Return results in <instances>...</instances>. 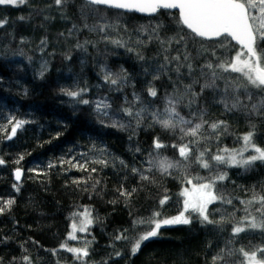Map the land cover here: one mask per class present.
<instances>
[{"label":"trees","instance_id":"1","mask_svg":"<svg viewBox=\"0 0 264 264\" xmlns=\"http://www.w3.org/2000/svg\"><path fill=\"white\" fill-rule=\"evenodd\" d=\"M176 18L175 12L143 17L81 0H67L60 6L55 0L0 5V20L5 21L0 26V160L4 161L0 164V264H213L221 249L232 264L245 259L237 250L264 246L260 229L232 233L233 225L246 215L241 201H248L253 193L264 194V162L256 161L247 170L214 161L209 170L195 162L205 148L208 152L203 159L207 161L218 148L241 147L249 131L254 133V143L264 148V117L225 113L222 107L211 106L205 119L227 121V132L217 140L205 126L203 135L208 139L190 145L189 159L184 160L179 146L192 138L181 139L178 130H165L150 118L137 126L135 119L120 111L133 101V93L154 100L152 108L163 110L165 90L172 88L167 77L152 79L153 66L164 56L152 29L161 24V36L174 35L165 30H179ZM102 27L104 31L99 30ZM234 46L232 57L240 51ZM177 47L183 46L173 49ZM260 47L264 48V42ZM199 48L190 43V49ZM217 54L223 59L221 49ZM196 63H204V58ZM106 71L114 78L126 74V82H105ZM149 85L157 89L156 98L148 95ZM62 89L87 91L74 99ZM105 98L111 104L108 117L95 111V101ZM77 99L93 103L84 105ZM181 115L187 119L188 109H181ZM16 120L25 123L9 139ZM113 120L125 127L110 126ZM155 138L166 146L159 154L183 161L180 168L163 174L148 163L150 153L156 155ZM133 168L138 171L134 173ZM17 169L23 171L18 184L13 180ZM219 172H226L227 178L217 181L213 192L232 203L214 201L209 213L217 221L223 215L226 223L202 224L191 213L187 225H162L163 220L184 211L180 193L189 185L187 179L207 183ZM165 196L168 199L161 205ZM256 207L250 208L254 214ZM85 209L92 223L84 235L77 236L73 248L86 249L88 254L77 259V254L61 245L67 244L74 214ZM157 222L161 223L157 236L143 241L134 254L135 241ZM229 250L234 255H228ZM257 258L264 259L259 253Z\"/></svg>","mask_w":264,"mask_h":264},{"label":"snow or ice","instance_id":"2","mask_svg":"<svg viewBox=\"0 0 264 264\" xmlns=\"http://www.w3.org/2000/svg\"><path fill=\"white\" fill-rule=\"evenodd\" d=\"M67 0H55V4L60 6ZM26 3V0H0V5L18 6ZM86 5L106 6L114 9L134 10L141 13L154 14L159 10L178 9L179 16L176 18L177 29H168L174 35L161 36L160 29L164 26L157 24L152 29L155 33L154 39L160 45V51L164 54L163 61L157 62L153 66L152 79L161 80L167 77L168 83L171 85L172 91L165 90L163 97V110L152 108L153 101H146L140 95L133 93V101L129 106L123 107L120 111L128 117L136 120L139 126L145 119L150 118L153 124H158L165 130L172 132L179 131L181 139L190 137L189 144L179 146L180 156L184 160L189 159L190 145H199L201 139H208L203 135L205 126L211 130L210 135H215L217 140L220 135L227 132L228 124L225 120H217L209 122L205 119L211 106L222 107L225 113H241L245 116L259 115L264 117V48L260 47L264 42V0H85ZM5 21L0 20V26ZM187 29V31H184ZM95 30V29H92ZM104 31V28H100ZM143 30V26H141ZM230 38V39H229ZM205 41H211L209 45H205ZM236 44L242 47V51L237 52L235 57L230 54V49L234 50ZM119 47L124 45L121 41H112ZM190 43L199 44V49H190ZM174 45H182V49ZM222 50L223 59L217 54V49ZM132 51L131 48L128 49ZM175 50L176 55H170ZM195 51V55L192 52ZM138 59L145 60L142 54H137ZM201 57L204 63L197 64ZM242 57H247L242 59ZM46 70V69H45ZM147 73L149 70L145 68ZM174 74V75H173ZM237 74V75H232ZM43 71L41 72V76ZM103 79L111 85H119L126 82V74H112L105 72ZM203 81V82H202ZM197 88L199 90L197 91ZM65 95L78 98L82 93L87 91L81 89L79 91L63 90ZM148 95L156 98L158 96L157 89L149 85ZM77 103L89 105L93 103L88 99H77ZM138 106V108H137ZM111 104L105 99L95 101V111L98 115L108 117V109ZM134 108L137 109L134 111ZM188 109V118L181 115V109ZM11 123V122H10ZM25 121L16 120L11 127V135L14 136L18 129L23 127ZM112 127L119 126L124 128L123 124L118 125L113 120L110 125ZM130 126V125H129ZM254 128L255 126L252 125ZM222 130V131H221ZM254 133L249 131L243 135V145L240 148L229 150L228 148H218L217 154L210 155L209 160H204L205 148L199 156H196V163L200 167L211 170L213 164L227 165L229 167H241L245 170L251 168L256 161L264 162V148L258 146L253 141ZM166 147L159 138L153 140V149L156 155L150 153L148 163L157 168L161 173L168 174L169 169H178L183 161H172L167 157H162L158 150ZM173 148L177 145L173 144ZM192 152L195 149H191ZM245 153H249L245 157ZM4 161L0 160V164ZM99 163H106L99 161ZM123 164V161H121ZM83 168V165H80ZM151 171V169H148ZM96 171V169H92ZM135 173L138 169L133 168ZM20 170L16 171V179H20ZM227 178L226 172H219L208 180L207 183H193L191 179L185 182L191 185V188L185 187L180 195L183 199L184 211L179 215L162 221L163 224H189L191 221L185 216V212L197 214L202 224L223 225L227 221L222 215L220 220L210 219L209 205L214 201H222L231 204L232 200L225 198L223 195H216L213 189L217 181H224ZM142 179H148L142 176ZM199 179V178H198ZM125 193H122L124 195ZM168 199L165 196L160 203L163 205ZM9 205L12 201L7 202ZM245 204V217L241 218L232 227L233 235L245 232L247 229H260L264 232V194L253 193L252 198L248 201H241ZM258 204L255 208V214L250 211L251 206ZM0 211H3L0 208ZM215 211H218L215 210ZM258 214V216L256 215ZM77 215V214H74ZM158 215V214H157ZM90 213L87 209L80 221L78 230L84 232L88 225L92 223L89 218ZM161 227V223H155L152 230L147 231L135 241L132 252L135 254L140 248L143 241H147L152 237H156L157 230ZM73 232L77 230V225H72ZM70 239H75L72 233L69 234ZM121 237H117L120 239ZM231 243V241H229ZM64 247V245H61ZM69 252L77 254V259L81 256H87L86 249L68 248ZM224 249H221L216 256L213 257V264L222 262L228 264L223 255ZM239 251L245 258L243 261H234L232 264H264V259H258L257 254L264 257V246L256 247L254 251H247L241 248ZM228 255H234L229 250ZM27 259V258H26Z\"/></svg>","mask_w":264,"mask_h":264},{"label":"rangeland","instance_id":"3","mask_svg":"<svg viewBox=\"0 0 264 264\" xmlns=\"http://www.w3.org/2000/svg\"><path fill=\"white\" fill-rule=\"evenodd\" d=\"M240 51H242V50H240ZM240 51H238V52H240ZM236 56V55H235ZM247 57H242V59H246ZM240 148V147H239ZM237 149V148H236ZM245 155V157H247V155H249V153H245L244 154ZM188 188H191V185H188L187 186ZM183 198V197H182ZM184 199V198H183ZM84 212L85 211H83V212H79L78 214H77V216H76V218L73 220V222H71L70 223V228H69V233H68V235H67V244L64 246V248H66V249H68V248H73V244L77 241V236H79V235H84L86 232H87V230H88V228H89V226L90 225H88V227H87V230L86 231H84V232H80L79 230H78V228H79V224H80V221L83 219V214H84ZM189 214H191V212H185V216L186 217H189ZM73 224H76L77 225V230L75 231V232H73V229H72V225ZM162 225H165V224H162ZM168 225V224H167ZM70 233H72V235H74L75 236V239H70L69 238V234Z\"/></svg>","mask_w":264,"mask_h":264},{"label":"water","instance_id":"4","mask_svg":"<svg viewBox=\"0 0 264 264\" xmlns=\"http://www.w3.org/2000/svg\"><path fill=\"white\" fill-rule=\"evenodd\" d=\"M83 2H85V0H81ZM95 6V5H94ZM98 7H102V8H105V9H110V10H115V11H119V12H123V13H129V14H136V15H139V16H143V17H153L155 16L159 11H168V12H175L178 14L179 16V10L178 9H172V10H159L157 13H154V14H148V13H141V12H137V11H134V10H124V9H114V8H109V7H106V6H98ZM230 39V38H229ZM234 45H236L240 50H243L242 47L238 44H236L235 41H231ZM17 171V170H16ZM16 171L13 173V180L15 183H20L23 179V171L20 170V179L17 180L16 179Z\"/></svg>","mask_w":264,"mask_h":264}]
</instances>
